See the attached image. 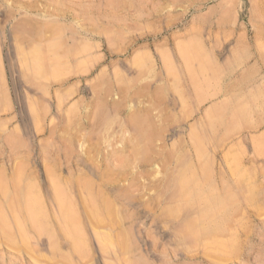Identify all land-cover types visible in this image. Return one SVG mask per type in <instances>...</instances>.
I'll list each match as a JSON object with an SVG mask.
<instances>
[{
  "label": "rangeland",
  "instance_id": "1",
  "mask_svg": "<svg viewBox=\"0 0 264 264\" xmlns=\"http://www.w3.org/2000/svg\"><path fill=\"white\" fill-rule=\"evenodd\" d=\"M0 191V264H264V0H0Z\"/></svg>",
  "mask_w": 264,
  "mask_h": 264
},
{
  "label": "bare ground",
  "instance_id": "2",
  "mask_svg": "<svg viewBox=\"0 0 264 264\" xmlns=\"http://www.w3.org/2000/svg\"><path fill=\"white\" fill-rule=\"evenodd\" d=\"M184 51L186 52V50L184 49ZM185 55V54H184ZM193 55V54H192ZM196 55V54H195ZM186 56V55H185ZM191 56V55H190ZM197 56V55H196ZM187 57L188 54H187ZM190 58V57H189ZM186 62V61H185ZM197 72V71H196ZM213 118V117H212ZM140 154V153H139ZM138 154V155H139ZM149 154V153H148ZM239 171H240V167L239 165L236 166L235 168V174L236 175H239ZM236 182V181H235ZM12 183V182H11ZM201 185V184H200ZM238 185V184H236ZM2 186V185H1ZM85 186V185H84ZM238 188V187H237ZM13 189V188H12ZM138 190V189H137ZM177 190V189H176ZM175 190V191H176ZM1 193V191H0ZM173 194V193H172ZM177 194V193H176ZM175 196V195H174ZM219 198V197H218ZM254 201L255 199L253 197H250L248 199V203L249 205H254ZM215 203V202H214ZM256 204V203H255ZM217 206L215 207L214 209V206L211 207V209L209 210L208 212V216H210L211 218V222H209L207 225H199L197 223H190L188 224L186 227V237H191V239H195V240H198L200 239L201 237H208V236H211V235H214L215 233L217 232H222L224 234V236L226 237H229L230 239H236L237 236H238V232H234L232 233L231 232V225H232V222L234 223V219L238 216V205H237V196L235 194V192H233L232 188H231V185H230V182L227 181L224 183V187H223V192L221 194V197L219 198V201L218 203L216 204ZM240 205V204H239ZM62 206V213H63V218H64V221L67 223V225L71 226L75 219H74V215H73V212L72 210L67 206V205H64L63 203L61 204ZM9 207V206H8ZM25 207L28 211V215H29V219L35 223L39 230L41 232H46L47 230L45 229V227H43V218H44V215L40 209V206H39V201L37 200H34V201H30V202H27L25 204ZM240 207V206H239ZM217 208V210H216ZM216 210V211H215ZM248 211V210H247ZM93 212H94V215L96 217L100 216V210L97 208V207H94L93 208ZM216 214H218V217L221 218V224L218 225L216 223H214V220L216 218ZM248 214H252L254 215L255 212L253 211H248ZM256 217V216H255ZM107 218V217H106ZM253 218V217H252ZM14 219V218H12ZM98 221V220H97ZM0 222L5 224L6 223V216L2 213V211L0 210ZM102 222V221H101ZM108 223V221H107ZM106 223V224H107ZM111 224V223H110ZM65 225V224H64ZM182 225V223H181ZM0 226H3V225H0ZM183 226V227H184ZM104 227V226H103ZM114 227V226H113ZM184 229V228H183ZM238 229V228H237ZM236 230V229H235ZM243 231V230H242ZM115 234V233H114ZM76 237L77 240L80 239L78 233L76 232V234L74 235ZM106 236V235H105ZM223 236V235H222ZM107 239V238H106ZM110 239V238H109ZM118 240V239H117ZM120 241V240H119ZM118 241V242H119ZM189 241V240H188ZM192 240H190L191 242ZM112 242V241H111ZM110 242V243H111ZM80 243V242H79ZM117 243V242H116ZM120 243V242H119ZM112 244V243H111ZM110 244V245H111ZM222 245V249H224V252L225 253H228V250H230L232 248V243H231V240H227V241H224ZM210 248V247H209ZM219 249V248H218ZM121 256V255H120ZM124 258V257H122ZM123 261V260H122Z\"/></svg>",
  "mask_w": 264,
  "mask_h": 264
}]
</instances>
